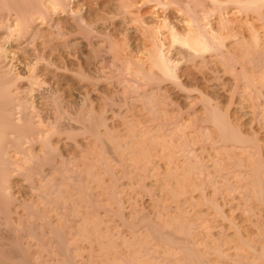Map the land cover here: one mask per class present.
<instances>
[{"label": "bare ground", "instance_id": "1", "mask_svg": "<svg viewBox=\"0 0 264 264\" xmlns=\"http://www.w3.org/2000/svg\"><path fill=\"white\" fill-rule=\"evenodd\" d=\"M75 1L76 0H0V255L1 257L2 255L5 257L6 255L7 257L8 256L18 257L22 259V260H18V262L22 261L21 263L25 264L27 263V260L23 261L24 256L27 255V254L25 255V250L30 249V248H27L28 245L30 247L36 243L37 247L39 246L38 248H40V250H44L43 252L45 253L47 252L46 254L59 255V256L55 255V257H58V260H56L58 264H82V262L84 264L85 262L82 260H78V261H81V263L78 262L76 257L78 256V254L83 252V251L80 252L79 250V248L81 247L79 246V243L81 241L80 239L82 238L83 240L84 239L83 237H88V239L93 238L95 241H98L100 243H103V242L107 243L106 245L107 248H105V245H103L105 248L104 250L105 253L103 254L104 256L107 255V257L105 256L107 258L105 259L107 260L105 262L106 264H257V262H255L256 261L255 259H254L255 261H253V257H256L257 259V256H258L257 260L259 261V259H261L259 258L261 254H259L258 251H256V244H255L256 242L255 243L253 242L252 244L250 239L248 241L245 239L242 240V236H243L242 234H241L242 236H240L241 237L240 240H242L241 242L242 247L239 246L240 244L238 245V247L236 245L240 242L238 243L236 242L234 244L236 248L240 247L239 250H237L238 252L236 251L237 252L235 253L236 255L230 254L231 252L229 251H227L229 252L228 254L227 252L226 254L223 253L224 252L223 248L228 245H231V244H227L228 239H225L227 242L226 243L224 242L223 238L219 241L216 237L217 240L215 241L217 242L216 243L212 242L213 240L211 239L212 240V241L210 240L212 242L211 245L208 244L209 240L206 239L208 243L206 241L205 243L203 240L206 246L204 245L202 247L201 245L200 247L199 245L202 243H200L199 241L198 242L196 241L197 239L196 237H194V233H192L194 232L192 231V228H191L192 225L189 224L190 223L189 221L185 220L187 218H184L186 217L184 216V213L183 215H181L182 211L180 212L179 208H178L179 212L176 211L175 213L173 212L177 210V208H175L173 212L170 211L169 214H167V212L165 211L167 215L163 213L164 210L160 209L161 211L160 210L158 211L156 209L157 212L155 213H157L156 214L157 218L155 217L156 218L155 220L152 218V216H148L147 214L142 213V214H138V216L135 217L137 218V220L134 219L133 221L132 219L130 221L129 219L122 217L124 216L123 213L119 212L118 215L122 217L124 224L128 226V228L131 230L130 232H132L131 235L133 236V238H131L133 240L131 239L128 240L129 237L125 238V240L122 238L121 241L122 240L124 241V245L122 244L123 242L119 243L118 241L120 239L117 238L118 239L117 240L115 238V234L112 233L113 231L111 232L110 229L104 230L102 228L103 218L100 219L99 217L100 215H98L99 214L98 209H95L98 207L96 203L97 200L95 202V198H93L94 194H92L93 192L91 193L89 190L90 188H92L90 184H89L90 188L88 189L89 185L88 183L85 182L88 180V178L87 180L84 179L86 176L83 177L84 167H82V166L86 167V164L88 167L90 166L93 167L94 165L93 163H97V161L100 160L98 161L99 164L100 163L103 165L105 164L104 167H100V169H98L100 170V173L102 170L107 171V174L108 172L113 171L112 168L110 167V163H109L110 161L108 162L106 159L108 156L106 154L108 150H110V148L107 150L108 145L104 144L107 140L103 139L102 134L100 133L101 126L108 125L106 121L107 119H105L104 121L102 116L101 118L96 117V115L94 116L93 114L95 112L92 114L91 113L92 109L90 110L91 112L89 110H87V112L86 111L84 112V110L82 109H84L85 106L82 107L84 103L82 102L83 104H81L80 100L74 103L72 101H71L72 103H70L69 101L67 102V100L65 101L64 100L65 98L61 97L60 96L61 94H59L60 87L58 88L52 85H46V87L47 86L48 87L47 88L45 87L46 89H44V91L42 92L43 89H41L40 88L41 86H40L39 90L43 94H41V92L37 90V87L41 83L39 81L40 79L39 70L42 69V67H46L50 70H54L55 72L62 71V69L64 71L67 69L66 71H68V67H67L68 64L67 65L65 64L66 61L64 62L63 65L59 63L60 59L58 62L57 55L60 52L57 51L58 53H56V50L62 51L64 60H67V56H68V54H65L67 50L66 48L71 49V51L74 50L75 51L74 54H76L77 49L75 48L77 44L74 43L76 42V40L73 41L72 39L73 42L70 40L71 36L75 34L74 33L75 31H76V34H75L76 36H77V33H78V36L82 33V35H84V37L86 38L84 39L86 41L88 40L89 41L88 43H90L91 47H93V45H96L94 44L95 42L94 43L92 42L93 41L92 39H95L94 34L96 35V31H99V29H102V28H108L109 30H113L115 28L116 30L117 27H116L115 21H111L113 20L112 18L110 19V21L108 19L106 20L105 19L106 17L102 16L103 13L104 14L111 13L112 17L113 15L116 16V19L117 17L122 18L123 22L127 25L126 28L124 26L126 31H129L130 29L134 28L132 26H128V24L131 23L132 21H138V23H142L141 27H137V30L142 31V33L144 34L145 44H146V41H148L151 45L150 47H147V54L145 53L147 55L146 59H140V58L139 59L137 58L129 59L130 63L128 67L132 66L130 64H133V63L137 67L128 68L130 70L128 71L129 73H126V74H128L127 76L129 77L126 76L124 78L126 82L127 81L129 82L127 83L128 85L125 83L128 86V87L126 86L125 87L127 88V90H129L127 92L129 93L135 92V94L137 93L139 96V99L141 97L144 100L145 106L149 111H152V113L154 112L155 115L159 117L161 114L158 115V113L162 112V109L166 108L165 106H167V102H166V105L164 106L165 108H163L160 106L161 104L159 101L163 99L162 98L163 96L164 98H167L165 96L166 90H164L166 87L163 88L164 84L172 83V85L174 84V86L177 87L178 89H182L181 91H183V89L185 91L187 90V87L185 85L186 83H189V82L185 83L183 80L184 79L183 76L186 75L187 73L183 72L184 74L182 73L180 74V71H179L180 70L179 67L183 65V62L186 63V62L191 61V64H194V66L196 65L200 69L204 67L203 70L206 67L210 66V64H213V66L215 65V67L213 68L211 65V68L208 67L210 69L208 71H210V73L212 72L214 78H216L217 80L220 77V75H218L219 69L217 66H221L220 72L223 71L224 74H232L235 76L234 78L235 81L234 80L233 81L236 82V87L237 88L242 87L241 89V91L243 90L242 94L245 95L244 98L247 99L246 104L249 103L248 107L252 110L253 114H255L256 118L260 120V123L262 124L261 127L264 128V39L262 37L263 35L261 34L262 36H260V30L256 26V24L253 21H249L250 19L248 20L246 18L247 23L245 25L246 26L248 25L247 27H249V28L247 27L246 28L250 29V35L246 36L243 33L244 29L242 30L244 25H241L240 22L236 21L235 18L232 17L233 15L231 14V13L236 14L237 17L241 15L243 17L245 15L246 17H249V18H252L251 16L254 15L256 19L260 21V23L262 24L261 27L263 28V31H264V0H152L155 3L154 8L156 10L161 9L163 12L166 13L164 17V21H163L164 22L163 26L167 29L169 33L168 37H166L164 32H162L161 30V28H163L162 26L158 27L157 25H154V23L150 25L149 22H145L146 21L144 20L145 17L142 16L143 14L142 15L140 14L141 7L142 5H144L143 3H139L135 0H100L97 3L99 5L98 8H91L86 0H82L83 2H81L82 3L81 9L77 10L76 8L75 9L73 8V3H75ZM172 12L176 13L177 16L180 15L179 21L177 22L172 21V18H171L172 16H170V13ZM229 13H230V16H229ZM57 14L58 15L59 14L69 15L71 17L70 22H72L74 25V28L72 26L71 27L75 31L74 32L72 30L68 31L69 28L67 30L65 22L64 21L62 22L61 19L56 18ZM92 14H96V15L99 14V17L92 19V16H91ZM236 15L234 16L236 17ZM234 20L238 22V24ZM153 22L155 21L153 20ZM181 23L183 25H181ZM41 25L43 26L45 25L48 29L51 30L50 31L51 33H45L43 29H40ZM91 34L93 36H91ZM107 34H109V31L107 32ZM110 34L112 35V33ZM167 38H169V42H167L168 41ZM229 38L231 39V41L232 40L233 41L232 42H230V40L228 41ZM25 41L29 42L30 48L28 49L24 48L26 49L24 51L25 53L23 52L24 57H22L21 54H20L21 56L20 57V56H17V53L16 55H14L15 52L14 53L10 52L9 48L12 43L19 44L20 42H25ZM110 41L112 43V40ZM229 42L230 44H228ZM113 44L115 43L113 42ZM143 45H144V42H143ZM110 46H113V45H110ZM94 50H97V49L95 48ZM100 50L98 49L96 51L97 55ZM72 53H71V56H72ZM102 53L103 52H101L100 54L99 52L100 56H102ZM79 54H76V55L78 56ZM71 56H69V58ZM77 56L75 57L76 60H77ZM59 58L62 59L61 56ZM80 60L81 59L77 60V62L83 68ZM100 60L102 61V59ZM106 61H107V58H106ZM127 64H128V61H127ZM216 64H219V65H216ZM110 66H112V64ZM118 67L120 66L118 65ZM78 68H77V71H78ZM75 70H74V73L79 74L75 72ZM100 71L101 73L103 72L102 70ZM72 72L73 71L70 72L69 70V73H72ZM44 73H45V70H44ZM81 73L82 71L80 72V75ZM109 74L107 73V75ZM80 75H75V76H79L80 78H82V75L81 76ZM84 77L86 76L84 75L83 78ZM195 84L197 86V83ZM202 90H200V93H202L201 92ZM37 92L38 94H40L39 96L46 99L45 105L47 103L46 105L47 108L46 106H44L46 108V109L44 108V110L40 109L41 107L39 105H36L38 103H36L35 101L36 98L34 97L37 94ZM189 93H191V91ZM126 94L128 95V93ZM135 94L133 93V96H135ZM37 96L38 95H36V97ZM201 96H207V95L206 94L204 95L203 93ZM41 97L39 99H41ZM211 99L212 98H210V101L208 98H207L208 101L205 100L204 109H205V113L210 115V116L208 115L209 117L208 119H210L209 121L212 120L213 124L214 122L217 123L216 128H218L219 138H220L219 140L217 139L218 145H220L219 147L222 148V145H223L224 147L222 150H224V148L226 147L225 149L229 150L230 152H231V149H234V150L237 149V151L235 152H239V153H236V154L241 155V156H238L234 154L235 161L233 159L234 158L233 155L232 157L230 156V158L232 159H227V160H232L233 163L231 164H230V161H228L229 165L233 167L232 169L236 170L238 173L240 171L241 173H239L238 175L239 177L236 181L237 185L231 183L230 180L225 177L224 181H226L227 179L225 183L229 184L230 182L229 186L227 185L225 186V188L228 187L229 188V189L227 188L228 190L232 189L230 190L232 192H234L235 190L240 191V193L242 194L246 193L245 191L249 192L252 190L251 193L253 194L254 192L256 194V195L253 194V196L257 197V199L262 204H264V149H263L264 144L261 142L262 140L260 141L261 143L260 144L258 142L259 138L257 137L256 138L258 140L256 139V141L253 139H251L250 141V138L248 139L246 136L244 137H246L247 139L242 137L240 135L242 133L238 132L237 131L238 129H234V127L232 128L230 122H228L227 119H226L227 121L224 119L226 115L223 118L219 116V112H218L220 108L218 106L219 104L217 102L218 107H216L215 104L212 105ZM109 104L112 105V102H109ZM105 105L107 106V104ZM37 106H39L40 108ZM90 108L91 107L89 106V109ZM223 113L225 114L227 112L224 111ZM256 122L258 123V121ZM106 130L108 131V129ZM83 132H85V134L87 132L89 135H92L91 137H88L89 135L86 134V136L88 137V140L86 143L88 145L87 146L88 148H86V146L84 148V145H82L83 141L82 142L80 141L82 143L81 144L77 140V137H79L80 135L82 136V134H84ZM56 137L65 138L66 140V141L64 140L65 142L73 141L71 142V143H74L72 145H74L75 148L78 149V152L83 153L84 157L82 156V154H80L82 157H79L78 156L79 154L77 152H76V154H78L77 156L74 155L72 157L73 154L71 155V157H69L70 156L69 154L67 155L68 157L65 156L64 151L62 152V149H59V145H56L55 142H53L55 140L54 138ZM151 137H152V140L155 139V137L153 136ZM99 140L101 141L103 140L104 142V143L102 142L103 144L102 146L99 145L101 148H99L98 146ZM181 143L180 144L177 143V148L180 147L181 150L179 148L178 149L181 152L184 151L187 154V152L191 153L193 151L194 148L190 149V147L185 146L183 144L184 142L182 144ZM107 144H110V143H107ZM215 144H217V141L215 142ZM227 144H231V145L233 144L234 145L233 147L235 148L229 149L227 148L229 146ZM91 145L95 146V148L93 146L92 154H91V149H89L90 147L92 148ZM111 145L110 147H112ZM187 145H189L188 142H187ZM74 146L72 147L74 148ZM97 146L100 150V153H99V150L96 149ZM123 146L121 144L120 149ZM185 147H188L189 149ZM153 148H155L154 145H153ZM175 148H176V145H175ZM238 148L240 149L242 148V150ZM123 149H122V152H123ZM96 150H97L96 155L97 156L99 154L100 155L98 156L99 158H97L98 160L95 157V160H93L92 161L93 163H92L91 160L94 158L93 155ZM137 150H139V148ZM86 151L89 153L87 154ZM105 151H106V154H103L105 153ZM117 151H118V148H117ZM230 152L228 153L229 155H230ZM115 153H118V152H115ZM115 153L113 155H115ZM186 154L184 153L185 156ZM88 155L91 156L92 158L91 160L87 159ZM190 156L193 157V155L188 156L187 154L186 160H188ZM220 156H223V155H220ZM128 157L130 156L128 155ZM172 159L174 160V158ZM112 160L113 159H111V161ZM118 160L119 159L117 158V161ZM186 160H183V162H185ZM189 160H193V159H189ZM224 160H221V161H224ZM78 161H82L81 163L83 164L86 161H89L90 164L92 163V165H90L89 162L88 163L86 162L85 165L80 164L81 165L80 167V165L78 164ZM194 161L196 162L193 163ZM194 161L192 162L188 161L189 162L188 165H184L179 168L177 167V169L171 168V170H168V172H166L165 170L166 177L164 176L163 178H166L165 181L167 179L170 181V182L166 181L167 182L166 184H168V187H170V188L168 187L167 188L169 190L171 189L170 190V192L172 193L171 196H173L174 193H176V195L178 196L177 192H179L177 190L178 188H175V187L172 188V184L173 186H175L174 183L177 184L178 186L176 185V187H179L180 184L183 185L184 183L183 181L184 180L186 181L187 179H189L190 177L189 174L191 173L197 172L201 175V176L198 175L200 176V178L201 177L206 178L211 175L212 171H210V169L214 168V164H215V168L217 169L218 167V169H220L221 172L230 171L227 167H226L228 169V170L226 169L227 171L224 169L225 166L221 163L220 160L219 162L221 163V166L222 165L224 166L222 167L224 170H221L222 168L219 165L218 161L216 160L215 162H217L218 164L211 162L213 164V165L212 164L210 165L211 168L210 167L208 168V165H209L207 163L208 159H205L204 162L206 163H204L202 160L198 161L197 159H195ZM125 162L123 163L125 164ZM134 162H131V163L134 164L135 166ZM171 162L173 163L172 160ZM171 165H174V163ZM179 165H180V162H179ZM111 166H113V164ZM92 167H90V169L88 170H86L87 168L85 169L86 171H88L87 172L88 174L89 172L94 173L93 169L95 166L93 168ZM124 167L127 168L125 165ZM136 167H138V165ZM131 169L132 168H130V170ZM243 169H245V171L247 170L246 171L247 176L245 174L244 175L245 177L243 176V178H241L240 176L243 175L242 173ZM98 170H96L95 173L97 172L99 173ZM127 170H129V168ZM135 170L138 171L136 173H139V168H136ZM178 171L181 172L183 175L181 173L179 174ZM220 171L219 173L223 174ZM113 172L111 174H114ZM187 174L189 177L187 176ZM205 174L207 175L210 174V175L207 176ZM234 174H236V172ZM99 175H94L97 177L93 176V180L91 181H95V184L96 183L99 184L98 181L96 182V180H99L98 178ZM136 176L138 175L136 174ZM211 176L210 178H211L212 183L214 184L218 183L216 181L217 179L215 178L216 176L215 175H214L215 177L213 175ZM236 176L234 175L235 178H237ZM15 177L23 178L24 183L27 184V187H28L27 189H29L28 190L30 193L29 197H31L29 199L31 201L30 200L26 201L25 198L21 200V198L17 197V195L15 194L14 189L12 190L13 188L12 178H15ZM90 178L92 177H89V179ZM190 178H193V177H190ZM203 178L201 180H204ZM208 178L206 179L208 180ZM212 178L213 179L215 178L214 179L215 181ZM201 186L198 185V187H201ZM180 188H182V186L179 187V189ZM219 188L220 186H218L217 189ZM182 189L183 191L185 190V184L183 185ZM230 191H228L229 194H231ZM112 192H113L112 195H114L116 190L114 189ZM180 192H181V189H180ZM247 194L250 196L249 193ZM176 195H174L173 197L174 198L177 197ZM84 199L86 200V202L83 201ZM83 202L87 204L91 202L90 205L92 204L91 208L93 210H88L89 208H87V210L81 209V207L84 206L82 205L84 204ZM247 202L249 201L247 200ZM105 204L108 205V203H105ZM246 205L250 207L248 203ZM246 205H244L245 209L248 208ZM245 209L243 210L246 211ZM249 209H247V211ZM20 210L22 211L21 213H20ZM109 210H112V209L109 208ZM81 211L85 213V216L84 215L81 216L83 214ZM148 214L150 215L149 212ZM250 217H249L250 219L248 218V220L251 222H254L252 221L253 218L251 215ZM255 220H258V219L255 218ZM112 222H115V221L113 220ZM112 222L111 224H113ZM260 222L261 220L259 221L258 224H256L257 226H254L255 224L254 225L252 224V226L253 227L261 226L262 224L259 225ZM140 225H142V227L144 226L145 232L142 231L143 229L142 230L140 229L141 227ZM249 227L251 228V226ZM261 227H264V225ZM107 228H109V226ZM115 230L116 231L114 232H117V230L119 231L118 224ZM261 230L262 229H260V231ZM238 232L240 231L238 230ZM220 233L221 232H219V234ZM259 234H261V232ZM261 238H264V237H261ZM257 240H260V239H257ZM90 241H92V239ZM261 241L259 242L262 244ZM30 243H33V244L30 245ZM91 243H94V242H91ZM220 243H223V244L226 243L227 245L222 247L221 249L220 246H223V245H221ZM212 244L214 247L212 246ZM243 244L245 245V248L246 247L248 248L246 250L244 249L246 253L242 252L241 248H243ZM258 244L259 243H257V248L259 249V251L261 250L264 251V244L261 245V247L263 246L262 248H259ZM82 247L84 246L82 245ZM135 247L136 248L138 247L139 250L137 251ZM234 247L231 249L233 250ZM91 248H92V251H95L96 247L93 248V246L91 245ZM202 248L203 250H201ZM204 249L205 250L208 249V250L204 252ZM209 249H210V252H208ZM247 250L250 252L247 253L248 252ZM89 251L92 252L91 250ZM212 251L215 253V255L213 256L217 255V258L215 260L216 262L213 261V259L211 260L210 258L211 256H209L211 255L210 253L213 254ZM38 252H41V251H38ZM253 252L258 253L259 255L257 254L256 256V253L254 254ZM229 254L230 256L232 255L234 257H230ZM55 257H52V258L54 259ZM227 257L229 258V261ZM250 257L252 258L253 262L248 261ZM35 259L33 260V262L35 261ZM6 260L9 261V259H6ZM13 262H15L14 259H13ZM94 262L95 261L91 260L89 263L86 262V264H96Z\"/></svg>", "mask_w": 264, "mask_h": 264}, {"label": "rangeland", "instance_id": "2", "mask_svg": "<svg viewBox=\"0 0 264 264\" xmlns=\"http://www.w3.org/2000/svg\"><path fill=\"white\" fill-rule=\"evenodd\" d=\"M86 1H87V3L89 4V6L91 8H98L99 5L97 3L100 0H86ZM135 1L144 4L141 7L140 14L141 15L143 14L142 16L145 17V19H144V20H146L145 22H149L150 25L154 23V25H157L158 27L162 26L163 27V28H161L162 32H164L165 36L168 37L169 33H168L167 29L163 26V23H164L163 21H164V17L166 15V13L163 12L161 9L156 10L154 8L155 3L152 0H149V1L148 0H135ZM81 2H83V1L82 0H80V1L76 0L75 3H73V8L74 9L76 8L77 10L81 9V7H82V3ZM158 12H160V13H158ZM174 12H175V10H174ZM230 13H229V16H230ZM231 14L233 15L232 17L235 18L236 21L240 22L241 25H244L243 28L241 27L242 30L244 29V32L243 31H241V32H243L246 36L250 35V29H247L249 27H247L248 25L246 26L245 24L247 23V19L248 20L250 19L249 21H253L256 24V26L259 28L260 36L263 35L262 37L264 39V31H263V28L261 27L262 24L260 23V21H258L256 19V17L254 15L251 16L252 18H249V17H246L245 15L243 17H242V15L237 17L236 14H233V13H231ZM234 15H236V17ZM56 16L55 17L57 19L59 18V19L62 20V22L63 21L65 22L67 30L69 28L68 31H70V30H72L73 32L75 31V30H73L74 25H73L72 22H70L71 21V17L69 15H67V14L66 15H60V14L58 15L57 14ZM91 16H92V19H95V18L99 17V14H97V15L96 14H92ZM102 16L106 17L105 19L106 20L108 19L109 21L112 18L113 20H111V21H115V23H116V27H117L116 30H115V28L113 30H109L108 28H102V29H99V31L101 33L99 31H96V35L94 34V36H95L94 38L95 39H92L93 40L92 42L93 43L95 42L94 44H96V45H93V47H91L90 43H88L89 42L88 40L87 41L85 40L86 38L84 37V35H82V33L81 34L79 33L80 34L79 36H78V33H77V36H76L75 35L76 31H75L74 32L75 34L73 36H71L70 40L71 41H72V39H73V41L76 40V42H74V43H76L78 45V47H79L78 48L77 45H76V48H75V49H77L76 54H79L81 52L78 55L79 57L80 56L81 57L79 58L76 54H74V52H75L74 50L71 51V49L66 48L67 50H66L65 54H68V56H67V60H64L62 51L61 50H56V53H58L57 51H59L61 53V54L58 53V55H57L58 62H59V59H60L59 63L63 65L64 62L66 61L65 64L66 65L68 64L67 65L68 71H66L67 69L65 71L62 69V71L55 72L54 70H50V69H48L46 67H42L43 70L42 69L39 70L40 79L38 78L41 83H40V85L38 84L39 86L37 85L38 86L37 90L39 92H41L39 90L40 88L43 89L42 90V92H43L44 89H46L48 87V86L46 87V85H52V86H55V87H58V88L60 87L59 88V94H61L60 95L61 97L65 98V99L63 98L65 101L67 100V102L69 101L70 103H72V102L74 103V102L80 100L81 104H83V103L86 104V105L83 104V106H82V107L85 106L84 109H82V110H84V112L85 111L87 112V110L90 111L92 109L91 110L92 112L91 111L90 112L92 114L95 112L93 114L94 116L96 115V117H100V118L102 116L104 121H105V119H107L106 121H107L108 125L107 126H101V132L99 131L102 134L103 139H106L107 141L104 143L103 140L102 141L99 140L101 142L98 141V146L99 145L102 146L103 145L102 142H103L104 144L108 145L107 146V150L110 148V150H108L107 154H106V151L103 154L108 155L106 159H107L108 162L110 161L109 162L110 163V167L112 168V170L114 172L111 171V172H108V174H107V171H105V170H102L101 173H100V170H98V169H100V167H104L105 166V164L103 165V164L100 163L101 164L100 165L98 163V161H100V160L97 159V158H99L98 156L100 155L99 154L100 153L99 148H101L100 146H99V148H98V146L96 148V149L99 150V153H98L99 155L98 156L96 155L97 150L94 152V155H93L94 158L93 159L90 156L93 153L92 150H93V146L94 145L93 146L91 145L92 148L89 146L90 147L89 149H91V154L88 155V157L86 156L87 159H90V160L92 159L91 162L93 160H95V157H96V159L98 160V161L96 160L97 163H93V162L92 163L94 164L93 167L95 166L94 167L95 170L93 169L94 173H95L96 170H98L99 171V173L97 172L98 174L97 173L94 174L93 172H92L93 174L90 173V172H89V174L87 173L88 171H86V170H88V169H90V167H92V166L88 167L87 164H86V162L88 163L90 160L86 161V162L84 161L85 162L84 164L81 163L82 161H78L79 165L80 164L81 165L82 164L83 165L86 164V167L82 166V167H84V169H83L84 170V173H83L84 176L83 177L86 176L84 179L87 180V178H88V180L85 181V182L88 183V185L90 184L92 186V188H90V185H89L88 189L90 188L89 189L90 192L91 193L93 192L92 194H94L93 198H95V202L97 200L96 203H97L98 207L95 208V209H98V212H99L98 215H100L99 216L100 219L103 218L102 219L103 220L102 228L104 230L105 229H107V230L110 229L111 232L113 231L112 233L115 234V238L116 239L117 238L120 239L118 242L119 243L123 242L122 244L124 245V241L123 240L121 241V239L123 238L125 240V238L129 237L128 238V240H129V239L133 238V236L131 235L132 234V232H130L131 230L128 228V226H126L124 224V221H123L122 217H124L126 219H129L130 221L133 219V221H134V219L137 220V218H135V217H137L138 214H142L143 213V214H147L148 216H152V218L155 220L157 218L156 217L157 213H155V212H157L156 209L158 211L160 209L164 210V212L163 211L162 212L165 213V215H167V214H169L170 211L173 212L175 210V208H177V210H175L173 213H175L176 211L179 212V210H180V212L182 211L181 215H183V213H184V216H186V217H184V216L183 217L187 218L185 220L189 221L190 222L189 224L192 225L191 228H192V231H194L192 233H194V237H196V239H197L196 241L197 242L199 241L200 243H202V244L198 243V244H200L199 245L200 247H201V245H202V247L205 245V243L207 242L206 239L209 240V243L208 242L207 243L211 245L212 242H215V243L217 242L215 240L218 239L220 241L223 238L224 242H226L225 239H228L227 240L228 243L227 242L226 243L227 244H231V245L226 246L227 245L226 243L225 244H223L224 242L220 243L221 245H223V246H220L221 249H222V247L226 246V247L223 248V251H224L223 253L226 254V252L229 251V252H231L230 254H235V253L238 252L237 250H239V248L242 247V245H241L242 244L241 243L242 240L245 239V240L248 241L250 239L252 244H253V242L254 243L256 242L255 243L256 244V251H258V253L261 254L259 256V258H261V259H259V261H258L257 260L258 259V256H257L258 253L253 252L254 254L256 253V256H257V259H256V257H253V261L256 260L255 262H257V264H264V256H263L264 251L261 250V249H260L261 251H259V249L257 248V243H259L258 244L259 248H262L263 246L261 247V245L264 244V238H261V237H264L263 236L264 227H261V226L264 225V204H262L257 199V197L253 196V194L254 195H256V194L254 192L252 194L251 193L252 190L249 191V192L245 191L246 193H243L244 194L243 195L242 193H240V191H236V190L234 191L233 190L234 192H232V191H230L232 189L228 190L229 189L228 187L225 188V186H227V185L229 186L230 182L233 183V184H236V181H237V179L239 177L238 175H239V173H241L240 171L238 173L236 170H233L232 169L233 167L231 165H229L228 161H230V164H231V163H233L232 160H227V159H232V158H230V156L232 157V155H233V157H234L233 159L235 161L234 154L239 153V152H235V151H237V149H235V150L231 149V148H235V147H233L234 146L233 144L232 145L231 144H227V145H229L227 148L231 149V152L229 150H226L225 149L226 147L224 148V150H222L223 147H224L223 145H222V148L219 147L220 145H218V140L220 138H219L218 128H216L217 127V123L214 122V124H213L212 120L209 121L210 120V119H208L209 118L208 117L209 114L205 113V109H204L205 108V106H204L205 100L208 101L207 100V98H208L209 101H210V98H212L211 99L212 105L215 104L216 107H218V106L220 107L219 111H218L219 112V116L223 118L226 115L224 117V119L225 120L227 119L228 122H230L232 128L234 127V129H238L237 131L241 132L243 134V135L240 134L242 137L246 136L248 139L250 138V141H251V139L256 141V139L259 138L258 142L260 143V141L262 140L261 142L264 144V128L261 127L262 124L260 123V120L258 118H256L255 114H253L252 110L248 107L249 103L246 104L247 103V99L244 98L245 95L242 94V91H243V90L241 91L242 87H240V88L236 87V82H234L235 81V79H234L235 76L232 75V74H224L223 71L220 72L221 71V66H217L218 69H219L218 75H220L219 79L217 80L216 78H214L213 73L212 72L210 73V71H208V70H210L208 67L211 68V65H212V67L214 68L215 65L213 66V64H210V66L206 67L208 69L205 68L204 70H203L204 67H202L201 68L203 70L202 71L196 65L194 66V64H191V61L186 62L187 64L183 62V65L180 64L181 66L179 67V69H180L179 71H180V74L181 73L182 74L187 73L186 74L187 76L186 75H184L185 77L183 76L184 82L185 83L189 82V83H186V85H185L187 87V90L185 91L183 89V91H181L182 89H178L177 87L174 86V84L172 85V83L164 84L163 88L166 87L164 90H166V95L165 96L167 98H164V96L163 97L161 96L163 99L160 97L162 100H159V101H160V104H161L160 106L161 107H163V108L166 107L165 108L166 111H165V109H162L163 113L162 112L158 113V115L161 114L159 116L160 117L159 118L157 115H155L154 112L152 113V111H149L146 108L144 100L141 97L139 99V96H138L137 93L135 94V92H130V93L127 92L129 90H127L126 87H128L127 83H129V82L128 81L126 82L124 80V78L128 75L126 73H129L128 71L130 69H128V68H130V67H132V68L135 67L136 68L137 67L134 63L130 64L132 66L128 67V65L130 63L129 59L130 58L131 59H133V58L134 59H136V58L137 59H139V58L140 59H146L147 58V55H146L147 54V47L151 46L148 41H146V44H145L144 34L142 33V31L137 30V27H141L142 26V23H138V21H132L133 23L132 22L129 23L128 26H132L134 28L130 29L129 31H126L125 28L127 27V25L123 22L121 17H117V19H116V16L113 15V17H112L111 13H105V14L103 13ZM170 16H172L171 18H172V21H174V22L175 21L177 22L180 19V15L177 16V14L173 13V12L170 13ZM153 20L155 22H153ZM238 22H236V23L238 24ZM240 23H239V25H240ZM179 24H180V22H179ZM181 25H183V24L181 23ZM42 26L43 25L40 26V29H43L45 31V33H51L50 32L51 30L48 29L45 25L43 27ZM124 26H125V28H124ZM121 29H122V31H121ZM108 31H109V34H107ZM98 32H99V34H98ZM110 33H112V35ZM97 35H99V36H97ZM91 36H93V35L91 34ZM108 36L111 37V38H109ZM91 38H93V37H91ZM108 39H109V41H108ZM110 40H112V43H111ZM167 40H168L167 42H169V38H167ZM229 40H230V42L233 41V40L231 41L230 38L228 39V41ZM27 42L26 41L25 42H20L19 44L18 43H16V44L12 43L13 45L11 44L10 48H9L10 52H12V53L15 52L14 55H16V53H17V56H20V54H21V56L24 57V53H25L24 51L26 49L30 48L29 47V42H28V44H27ZM113 42L115 44H113ZM143 42H144V45H143ZM230 42L228 44H230ZM98 44H100V45H98ZM147 44H148V46H147ZM110 45H113V46H110ZM103 46H105V47H103ZM94 47L97 50L101 49L99 52H100V54H101V52H103L102 56H100L99 52H98V55H97V53H96L97 50H94L95 49ZM24 48H26V49H24ZM130 49H131V51H130ZM71 53H72V56H71ZM59 55L62 57V59L59 58L60 57ZM69 56H71V57L69 58ZM76 56H77V60L81 59L80 61L82 63L83 68L81 67V65L78 64L77 60L75 59ZM105 57L107 58V61H106ZM99 58L102 59L103 62ZM113 60H115V61H113ZM127 61H128V64H127ZM111 64H112V66H110ZM117 64L120 67H118ZM216 65H219V64H216ZM80 67L82 68V70H81ZM77 68H78L79 72L77 71ZM103 68H104V70H103ZM44 70H45V73H44ZM69 70H70V72L71 71H73V72L69 73ZM74 70H75V72H77L79 74L74 73ZM100 70H102L103 72L105 71L106 73L105 72L101 73ZM81 71H82V73H81L82 78H83L84 75L86 76L83 79L80 78L79 76H75V75H80ZM119 71L122 73V75H121V73ZM107 73L108 74L110 73L109 74L110 76L107 75ZM127 77H129V76H127ZM80 79H82V80H80ZM77 80H79V81H77ZM195 83H197V86H196ZM200 90H202L201 91L202 93H200ZM188 91L189 92L191 91V93H189ZM42 92H41V94H43ZM126 93H128V95ZM133 93L135 94V96H133ZM188 93L191 94V95H189ZM203 93H204V95L206 94L207 96H201ZM130 94H132V95H130ZM36 95H38V96L36 97ZM36 95L34 97V98H36L35 99L36 103H38L36 105H39L41 108L39 106H37V107H39L40 109L44 110V108H45L44 106L47 105V103L45 105L46 99L42 98L41 96H39L40 94H38V92H37ZM88 95H89V97H88ZM40 97H41V99H39ZM122 97H123V99H122ZM86 99H88V100H86ZM120 99H122V100H120ZM89 100H91V101H89ZM212 100L215 103H213ZM108 101L112 102V105L109 104ZM106 102H108V103H106ZM166 102H167V106L168 107L165 106ZM217 102L219 104L218 106H217ZM113 103H114V105H113ZM105 104H107L108 107ZM89 106L91 107L90 109H89ZM46 108H47V106H46ZM85 108H86V110H85ZM224 111L227 112V113L224 114L223 113ZM174 120H175V122H174ZM256 121H258V123ZM163 125H165V126H163ZM103 127L104 128L106 127V128L104 129ZM106 129H108V131ZM105 132H106V134H105ZM83 133L85 134V132H83ZM84 134H82V136L80 135L79 137H77V140L79 142L83 141L82 142L83 144L81 142L80 143L82 145H84V148H85V146H86V148H88L87 147L88 145L86 143H87L88 137H91L92 135H89L86 132V134L89 135L87 137L86 134L85 135ZM109 134H111V135H109ZM83 135H84V137H83ZM151 136L155 137V139L153 138L154 140H152ZM108 137L109 138L111 137V138L109 139ZM246 137H244V138H246ZM54 139H53L54 140L53 142H55L56 145H59V149H62V152L64 151L65 156H67L68 154L70 155L69 157H71L72 154H73L72 157L74 155L77 156L78 154H79L78 155L79 157L83 156V153L78 152V149L75 148L74 145H72V144H74V143H71L73 141L65 142L66 141L65 138H58V137H56ZM84 140H85V142H84ZM167 140H169V141H167ZM180 141L182 143L184 142L183 144L185 146L190 147V149L194 148L193 151L191 150L194 154L192 152L191 153L187 152L188 156L189 155H193V157L190 156L191 158L189 157L188 160H186V156H187L186 152L182 151L183 152L182 153L180 151L181 150L180 147H178L180 150L177 148V143L180 144L181 143ZM216 141H217V144H215ZM187 142H188L189 145H187ZM107 143H110V144H107ZM92 144H94V143H92ZM96 144H97V142H96ZM121 144H122V146L125 145V144H127V145H125L126 147L123 146L120 149ZM263 144H262V146H263ZM110 145L112 147H110ZM148 145H150V146H148ZM153 145H154L155 148H153ZM167 145H169V146H167ZM175 145H176V148H175ZM72 146H74V148ZM136 146L139 148V150H137L138 148ZM188 147H185V148L189 149ZM94 148H95V146H94ZM117 148H118V151H117ZM119 149H120V151H119ZM122 149H123V152H122ZM150 149H152V150H150ZM172 149H173V151H172ZM238 149H240V148H238ZM263 149H264V147H263ZM132 150H134V151H132ZM194 150H195V152H194ZM240 150H242V148ZM135 151H136V153H135ZM147 151H149V152L151 151V152L149 153ZM170 151H171V153H170ZM227 151L230 152V155L228 154L229 152H227ZM233 151H234V153H233ZM72 152H74V153H72ZM76 152L78 154H76ZM115 152H118V153H115ZM172 152H174V153H172ZM86 153L88 154L89 152L86 151ZM114 153H115V155H113ZM120 153L121 154L123 153L124 155L123 154L121 155ZM184 153L186 154V156L184 155ZM80 154H82V156ZM159 154L162 155V156H160ZM240 154H241V152H240ZM128 155L130 157H128ZM147 155H148V157H147ZM178 155H179V157H178ZM220 155H223V156H220ZM236 155L241 156L239 154H236ZM224 156H225V158H224ZM116 157L120 161L119 160L117 161ZM163 157H165V158H163ZM168 157H169L170 160L168 159ZM172 158H174V160ZM111 159H113V160L111 161ZM134 159H136V160H134ZM138 159H140V160H138ZM145 159H147V160H145ZM148 159H150V160H148ZM189 159H193V160H189ZM195 159H197L198 161L202 160L203 162L205 161V159H208V161H207V163L209 164V165L207 164L208 168L209 167L211 168L210 165L212 163H216V164L219 163L220 166H221V163H222L225 167L222 165L221 168L224 167L225 170L228 168L230 171H228L229 173L225 172V171L221 172L220 169H218V167H217V169L215 168V164H214V168L215 169L214 168L210 169V171H212L213 174L211 172L210 173H211V175H213V176L215 175L216 176V177L214 176L217 179L216 181L218 182L216 184L212 183L211 178H210V176H211L210 174H208L210 176L205 174L209 178L204 176V177L208 178V180L206 178H203V177L200 178L201 175L199 173H197V172L196 173H191L192 175L189 174V176L193 177V178H190L188 176V174H187V176L189 177V179H187V180L190 183L187 180L183 181L184 182L183 185L185 184V190L184 191L182 189L183 185L180 184V186H179V187L182 186V188H180L181 189V192H180L179 187H176L177 184L174 183L175 186H173V184H172V188H174V187L178 188L177 190L179 191V192H177L178 196L176 195V193L173 194V196L174 195L177 196V197L174 198L173 196H171L172 195V193L170 192L171 189L170 190L168 189L170 187H168V184H166L167 183L166 181H168V182H170V181L168 179L165 181L166 178H163V177L166 175V172H168V170H171V168L172 169L173 168L177 169V167L179 168V167H182L184 165H188L190 161L192 162ZM79 160H81V159H79ZM171 160L173 161L174 165H171V164H173L171 162ZM183 160H186V161L183 162ZM215 160L218 161V163L215 162ZM219 160L220 161L224 160L225 162L221 161V163H220ZM128 161H129L130 164L128 163ZM123 162H125V164ZM131 162H134L135 166ZM168 162H170V163H168ZM179 162H180L181 166L179 165ZM195 162L196 161H194L193 163H195ZM92 163L90 164V162H89L90 165H92ZM204 163H206V162H204ZM227 163H228V165H227ZM112 164H113V166H111ZM81 165H80V167H81ZM124 165L127 168H125ZM137 165H138V167H136ZM170 165H171V167H170ZM153 166H154V168H153ZM216 166H218V165H216ZM128 168H129V170H127ZM130 168H132V169L130 170ZM136 168H139V173H136V172H138L137 171L138 169L135 170ZM224 169L222 168L221 170H224ZM165 170H166V172H165ZM213 170H214V172H213ZM218 170L221 173H223V174L225 173V174L224 175L220 174ZM232 170L234 171V173L236 172V174H234ZM243 171H245V169L242 170L243 175L240 176L241 178H243V176L247 173L246 172L247 170L245 172H243ZM112 172L114 174H111ZM180 173L181 172H179V174ZM136 174L138 176H136ZM226 174L229 176V178H228V176ZM94 175H99L98 176L99 180H96L98 178L95 179L96 182L97 181L99 182V184L96 183L97 185L95 184V181H91V180H93V176ZM198 175H200V176H198ZM203 175H204V173H203ZM221 175H223L224 177L221 176ZM234 175L235 176L237 175L236 176L237 178H235ZM134 176H136V177H134ZM160 176H161V178H160ZM246 176H247V174H246ZM89 177H92V178L89 179ZM94 177H97V176H94ZM225 177L230 180L229 184L225 183L227 181V179H226V181H224ZM101 178H102V180H101ZM202 178L204 180H201ZM185 179H186V177H185ZM198 179H199V181H198ZM12 182H13L12 190L14 189L15 194L17 195V197H20L21 200H23L24 198L26 199V201L30 200L29 198H31V197H29V194H30L29 191H28L29 189H27L28 188L27 184L24 183L23 178L22 177L21 178L20 177L19 178L18 177L17 178L16 177L12 178ZM91 182H92V184L94 183L95 185L94 184L92 185ZM162 182H164V183H162ZM194 182L197 183V184H195ZM189 184H191V185H189ZM211 184H213V185H211ZM217 184H219V185H217ZM198 185H200V186L202 185V186L198 187ZM218 186H220L219 189H217ZM91 189H92V191H91ZM114 189L116 190V192H115L114 195H112V193H113L112 191ZM215 189H217V190H215ZM227 190L230 191L231 194H229V192ZM237 190H239V189H237ZM241 190H242V188H241ZM247 193H249L250 196ZM243 196H245V197H243ZM85 199L83 201L86 202L88 197H87L86 200ZM247 200L249 202H247ZM85 202H83L84 204H82V205H84V206L86 205V206L85 207L82 206L81 209L87 210V208H89L88 210H93L91 208L92 204L90 205L91 202L88 203L90 206L87 203H85ZM161 202H162L163 205L161 204ZM105 203H108V205L105 204ZM247 203L249 204L250 207H248V205H246ZM161 205H162V207H161ZM244 205H246L248 207L247 209H249V208H251V209H249L247 211V209L244 208ZM87 206H89V207H87ZM165 206H167V207H165ZM109 208L112 209V210H109ZM178 208H179V210H178ZM154 209H155V211H154ZM243 209H245L246 211H244ZM83 211H81V212L83 213ZM133 211H135V212H133ZM145 211L146 212L148 211L150 213V215L148 214V212L146 213ZM165 211L167 212V214H166ZM21 212L22 211L20 210V213ZM119 212H122L124 216L121 217L120 215H118ZM83 215L85 216V213H83L81 216H83ZM250 215L253 218V220L252 219L251 220L254 221V222H251V221L248 220ZM133 216H134V218H133ZM255 218L258 219V220H255ZM113 220L115 222H112ZM260 220H261V222H260L259 225H261V224L262 225L258 226L259 229H258V227H253L252 226V224L253 225L255 224L254 226H257L256 224H258ZM262 221H263V223H262ZM111 222L113 224H111ZM117 224L119 226V231L117 230V232H114V231H116L115 229L117 228ZM107 225L109 226V228H107L108 227ZM120 226H122V227H120ZM140 226H141L140 229L141 230L143 229L142 231H144L145 230L144 226L143 227H142V225H140ZM249 226H251L252 229ZM260 229H262V230L260 231ZM238 230L240 232H238ZM196 231H198V232H196ZM204 231H206V232H204ZM208 231H210V232H208ZM120 232H121V234H120ZM219 232H221V233L219 234ZM260 232H261V234H259ZM244 235L245 236L247 235V236L245 237ZM220 236H221V238H220ZM225 236H226V238H225ZM240 236H242V240H240L241 239ZM216 237H217V239H216ZM83 238H84L83 240H82V238L80 239L81 241L79 240L80 241L79 246H81L79 248V250H80V252L83 251L84 253L83 252L80 253L81 256H80V254H78V256L76 257L77 261L78 260H82V261L85 262L84 264H86V262L89 263L92 260V261H95L94 263H96V264L97 263L98 264H100V263L101 264H106L105 262L107 260H105V259H107L106 258L107 255H105L106 256L105 257L103 253H105L104 250H105V248H107V246H106L107 243L106 242L105 243L104 242L100 243L98 241H95L93 238H90V239H88V237H83ZM235 238L237 239V241H236ZM252 238H254V239H252ZM91 239H92V241H90ZM229 239H230V241H229ZM257 239H260V240H257ZM131 240H133V239H131ZM203 240H204V242L205 241L206 242L204 243ZM259 241H261L262 244ZM91 242H94V243H91ZM236 242L237 243L240 242V243L236 244L237 247L240 244L239 248H236V246L234 245ZM33 243H30V245H32ZM213 244H212V246H213ZM33 245L30 246V247L28 245V247H27V248L31 249V250L29 249L30 252H29L28 249H26L27 251L25 250V255L27 254L26 256H24V260H23V261L27 260V263H25V264H53V263H55L56 260H58V257H55V255H57V254H49V255H51V256H49L48 254H46L47 252L45 253V252H43L44 250H40V248H38L39 246L37 247L36 243L33 244ZM82 245L84 247H82ZM91 245L93 246V248L96 247L95 251H92ZM103 245H105V248H104ZM229 246H231V247H229ZM233 247H234V249L232 250L231 248H233ZM207 248H208V246H207ZM135 249H137V251L139 250L138 247L137 248L135 247ZM241 249H242V252H245V250L248 249V248L247 247L245 248V245L243 244V248H241ZM37 250L41 251V252H38ZM89 250H91L92 252H90ZM201 250H203V248ZM206 250H208V249H206ZM206 250L204 249V252H206ZM208 252H210V249H209ZM229 252H227V254ZM249 252L250 251H248L247 253H249ZM82 254H84L85 256L82 255ZM210 254L211 255H209V256H211L210 257L211 260L213 259V261H215L216 258H217V255L213 256V255H215L214 252H213V254L212 253H210ZM230 254H229V256H230ZM57 256H59V255H57ZM52 257H55V258L53 259ZM228 257H227V259L229 261V258L230 257H234V256L231 255L229 258ZM26 258H28V259H26ZM250 258H249L248 261L253 262L252 258L251 259ZM6 259H9V261L6 260ZM13 259H14L15 262H13ZM29 259H30V261H29ZM34 259H35V261L33 262ZM59 259H60V257H59ZM18 260H22V259H20L18 257H10V256L7 257V255H6V257L3 256V255L1 257V255H0V264H9V262H10V264H12V263L13 264H15V263L18 264L20 262V261L18 262ZM21 262L19 264H22ZM78 262L81 263V261H78ZM55 264H58V262L56 261ZM82 264H83V262H82Z\"/></svg>", "mask_w": 264, "mask_h": 264}]
</instances>
